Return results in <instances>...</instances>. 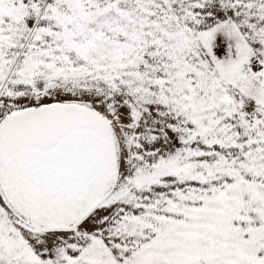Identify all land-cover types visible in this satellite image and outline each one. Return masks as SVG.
<instances>
[{
  "label": "snow or ice",
  "instance_id": "1",
  "mask_svg": "<svg viewBox=\"0 0 264 264\" xmlns=\"http://www.w3.org/2000/svg\"><path fill=\"white\" fill-rule=\"evenodd\" d=\"M0 264H264V0H0Z\"/></svg>",
  "mask_w": 264,
  "mask_h": 264
}]
</instances>
